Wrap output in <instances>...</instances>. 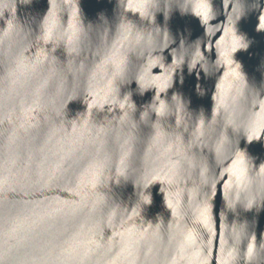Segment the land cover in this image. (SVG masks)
Here are the masks:
<instances>
[{
    "label": "water",
    "instance_id": "water-1",
    "mask_svg": "<svg viewBox=\"0 0 264 264\" xmlns=\"http://www.w3.org/2000/svg\"><path fill=\"white\" fill-rule=\"evenodd\" d=\"M259 21L0 0V264H264Z\"/></svg>",
    "mask_w": 264,
    "mask_h": 264
},
{
    "label": "snow or ice",
    "instance_id": "snow-or-ice-1",
    "mask_svg": "<svg viewBox=\"0 0 264 264\" xmlns=\"http://www.w3.org/2000/svg\"><path fill=\"white\" fill-rule=\"evenodd\" d=\"M207 12L205 11V16L207 17ZM207 21H208V19H206V23H207ZM258 28H260V29H264V26H261L260 25V21H259V24H258Z\"/></svg>",
    "mask_w": 264,
    "mask_h": 264
}]
</instances>
